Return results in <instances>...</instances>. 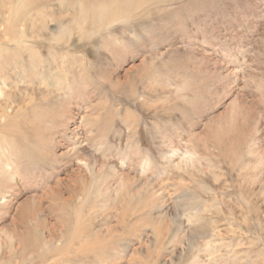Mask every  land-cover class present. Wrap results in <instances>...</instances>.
<instances>
[{
    "label": "rangeland",
    "instance_id": "374dc122",
    "mask_svg": "<svg viewBox=\"0 0 264 264\" xmlns=\"http://www.w3.org/2000/svg\"><path fill=\"white\" fill-rule=\"evenodd\" d=\"M100 1L0 0V264H264V0Z\"/></svg>",
    "mask_w": 264,
    "mask_h": 264
},
{
    "label": "bare ground",
    "instance_id": "6f19581e",
    "mask_svg": "<svg viewBox=\"0 0 264 264\" xmlns=\"http://www.w3.org/2000/svg\"><path fill=\"white\" fill-rule=\"evenodd\" d=\"M113 3H115L114 2V0H101L100 2H99V6H104V7H107L108 6V4L109 5H112ZM98 8H101V7H98ZM104 9H106V8H104ZM93 11H95L96 13H97V11L96 10H93ZM112 15V17H115L116 15L115 14H111Z\"/></svg>",
    "mask_w": 264,
    "mask_h": 264
}]
</instances>
